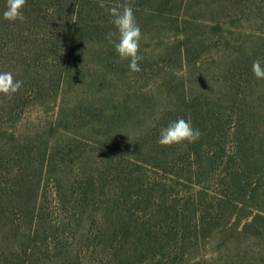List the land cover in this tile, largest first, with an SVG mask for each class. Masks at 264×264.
<instances>
[{"label":"trees","instance_id":"trees-1","mask_svg":"<svg viewBox=\"0 0 264 264\" xmlns=\"http://www.w3.org/2000/svg\"><path fill=\"white\" fill-rule=\"evenodd\" d=\"M99 2L26 0L10 23L0 0V71L23 82L0 99V264H184L216 232L263 235L260 47L228 28L264 19V0H127L140 49L161 41L140 50L138 73L106 39L115 29ZM220 50L226 66L208 68ZM37 106L53 121L22 135ZM178 118L199 140L160 146Z\"/></svg>","mask_w":264,"mask_h":264},{"label":"rangeland","instance_id":"rangeland-1","mask_svg":"<svg viewBox=\"0 0 264 264\" xmlns=\"http://www.w3.org/2000/svg\"><path fill=\"white\" fill-rule=\"evenodd\" d=\"M256 15L257 13H248L244 19L232 22L235 27L239 25L241 30H234L232 28H228V30L233 31L232 33H234L237 39L239 32H241L243 40L251 43L252 46L260 47V49L256 50L255 55L261 62L263 58L262 51H264V36H260V34H257L258 32L254 33V31H264V19L262 17L258 19ZM229 40L233 44L232 38H229ZM160 45L161 41L156 42L146 38L140 50L146 54H150L158 51ZM214 53L217 52L215 51ZM227 53H229L228 50H220L217 55L208 57L206 59L207 67H216L217 65L219 68H224L226 66V59L223 57H226L224 55ZM92 58H87V61L90 63ZM94 63L96 64L97 62ZM90 65L91 68L96 67L95 65L92 66L91 63ZM217 74L216 80L223 79V73L219 71ZM119 87L120 92H122L120 84ZM91 92L93 93L92 90ZM51 121H53V110L51 108L32 107L19 122L18 130L22 135H33L41 128H48V124ZM231 233L233 232L230 230L224 234L216 232L211 239L202 243L198 249L191 251V254L185 259L184 264H197L202 261L204 264H264V234L261 236H244L234 233L232 235Z\"/></svg>","mask_w":264,"mask_h":264},{"label":"clouds","instance_id":"clouds-1","mask_svg":"<svg viewBox=\"0 0 264 264\" xmlns=\"http://www.w3.org/2000/svg\"><path fill=\"white\" fill-rule=\"evenodd\" d=\"M26 0H6V8L3 18L10 22H23V8ZM98 7L105 9L111 17L110 23L115 29L109 32L106 39L114 44V50L119 61H128L131 73L141 71L140 41L142 38L141 28L136 20L133 7L127 0L112 7L106 6L104 0H100ZM252 71L257 79H264V69L261 62H253ZM23 82L17 80L10 71H0V99L11 100L22 88ZM201 136L200 130L194 128L190 121L178 118L162 128L157 143L162 147H171L183 143H195Z\"/></svg>","mask_w":264,"mask_h":264}]
</instances>
